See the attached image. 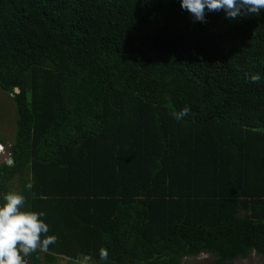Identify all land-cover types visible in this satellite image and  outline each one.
Segmentation results:
<instances>
[{
  "label": "trees",
  "instance_id": "obj_1",
  "mask_svg": "<svg viewBox=\"0 0 264 264\" xmlns=\"http://www.w3.org/2000/svg\"><path fill=\"white\" fill-rule=\"evenodd\" d=\"M0 88L18 113L0 203L22 193L58 237L26 264L264 258V10L0 0Z\"/></svg>",
  "mask_w": 264,
  "mask_h": 264
},
{
  "label": "clouds",
  "instance_id": "obj_2",
  "mask_svg": "<svg viewBox=\"0 0 264 264\" xmlns=\"http://www.w3.org/2000/svg\"><path fill=\"white\" fill-rule=\"evenodd\" d=\"M181 8L188 11L195 21L205 22V11L219 12L223 10L225 17L235 20L248 15H260L264 10V0H180ZM251 82L261 80L259 73L250 74ZM191 108L185 106L172 116L176 120L189 115ZM27 190L32 189V183L25 185ZM26 197L20 192H8L0 203V264H26V257L37 250L46 251L50 245L57 242L58 237L47 235L49 225L39 213L26 210ZM43 236V238H42ZM101 261H107L109 252L106 248L99 250Z\"/></svg>",
  "mask_w": 264,
  "mask_h": 264
},
{
  "label": "rangeland",
  "instance_id": "obj_3",
  "mask_svg": "<svg viewBox=\"0 0 264 264\" xmlns=\"http://www.w3.org/2000/svg\"><path fill=\"white\" fill-rule=\"evenodd\" d=\"M18 119L16 104L13 95L0 88V138L4 143L12 142L15 132V125ZM5 160V159H4ZM16 183L11 185L13 190ZM58 264H72L64 259L59 260ZM86 264H93L91 261ZM181 264H219L216 257L212 254H201L198 257H188L182 260ZM232 264H264V258L256 253L251 254L246 259H238Z\"/></svg>",
  "mask_w": 264,
  "mask_h": 264
},
{
  "label": "built area",
  "instance_id": "obj_4",
  "mask_svg": "<svg viewBox=\"0 0 264 264\" xmlns=\"http://www.w3.org/2000/svg\"><path fill=\"white\" fill-rule=\"evenodd\" d=\"M3 154H8V153H6L3 146L0 145V156ZM8 156H9V154H8ZM87 260H88V258L84 257L83 259L74 260L73 262H74V264H86V263H88Z\"/></svg>",
  "mask_w": 264,
  "mask_h": 264
},
{
  "label": "water",
  "instance_id": "obj_5",
  "mask_svg": "<svg viewBox=\"0 0 264 264\" xmlns=\"http://www.w3.org/2000/svg\"><path fill=\"white\" fill-rule=\"evenodd\" d=\"M17 91H18V89H17ZM8 157V154H3V155H1L0 156V162H3L4 161V159L5 158H7ZM12 161L11 160H8V163L10 164Z\"/></svg>",
  "mask_w": 264,
  "mask_h": 264
},
{
  "label": "crops",
  "instance_id": "obj_6",
  "mask_svg": "<svg viewBox=\"0 0 264 264\" xmlns=\"http://www.w3.org/2000/svg\"><path fill=\"white\" fill-rule=\"evenodd\" d=\"M62 259H64L65 261L67 260V262H69V260L67 258L59 257V260H62ZM59 260H58V263H59Z\"/></svg>",
  "mask_w": 264,
  "mask_h": 264
}]
</instances>
